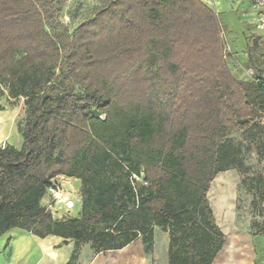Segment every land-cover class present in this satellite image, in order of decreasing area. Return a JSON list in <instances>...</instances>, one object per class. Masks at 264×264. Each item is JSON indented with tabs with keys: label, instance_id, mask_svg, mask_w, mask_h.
<instances>
[{
	"label": "trees",
	"instance_id": "1",
	"mask_svg": "<svg viewBox=\"0 0 264 264\" xmlns=\"http://www.w3.org/2000/svg\"><path fill=\"white\" fill-rule=\"evenodd\" d=\"M222 32L204 0H110L74 29L57 0H0V95L24 106L22 147H0V236L19 227L97 253L141 236L151 252L161 226L168 264H214L219 173L238 170L264 216V174L244 157L264 159V69L248 46L256 77L239 80ZM174 87L166 107L161 89ZM61 176L81 181L84 215L58 220L42 205Z\"/></svg>",
	"mask_w": 264,
	"mask_h": 264
},
{
	"label": "crops",
	"instance_id": "2",
	"mask_svg": "<svg viewBox=\"0 0 264 264\" xmlns=\"http://www.w3.org/2000/svg\"><path fill=\"white\" fill-rule=\"evenodd\" d=\"M224 34L231 56L249 59L248 46H251L253 34H243L245 39L243 44L239 43L238 37L229 38L226 31ZM14 101L8 95H0V147L9 144L21 148L24 143L18 129V121L24 115L23 100L20 103ZM62 177L64 176L59 178ZM77 181L81 183L77 178H66L62 183L66 190L70 191L76 186ZM51 198L52 195L47 192L42 199V205L48 207L55 219H66L59 214L56 216V209L50 205ZM73 200L76 204V199ZM153 230L151 252L146 251L140 236L118 250L97 253L91 243H81L78 246L73 239L66 240L56 235L41 238L19 227L13 228L0 236V264H68L77 248L73 264H168L170 233L161 226H154ZM236 234L237 236L232 239ZM225 241L214 264H264V233L250 236L244 230L232 231Z\"/></svg>",
	"mask_w": 264,
	"mask_h": 264
},
{
	"label": "rangeland",
	"instance_id": "3",
	"mask_svg": "<svg viewBox=\"0 0 264 264\" xmlns=\"http://www.w3.org/2000/svg\"><path fill=\"white\" fill-rule=\"evenodd\" d=\"M204 1L219 15L221 28H223L222 38L225 43L224 56L229 65L231 64L235 76L239 80L254 79L256 77V72L254 67L248 64V57L241 58L231 56L228 50V42L224 34V31H226L227 37H238L239 43L243 44L245 43L243 34L259 33L251 36V50L259 56V60H256V65L264 69V33L257 31L253 24L256 12L251 8V0ZM57 2L61 7V19H63L64 23L68 25L70 29H74L81 25L82 22L94 17L96 11L109 4L110 0H57ZM253 30L256 31L252 33ZM181 91L180 88L176 87L170 89L163 88L159 95V101H161L164 106L170 107L172 98L169 97L168 94H176ZM14 102L20 103L21 101L16 100ZM227 139L239 142L242 140V133L234 131L228 135ZM244 155L246 164L252 169L251 174H258L259 172L264 174V159H260L255 150L246 151ZM66 178L67 177L59 178L52 186L55 184V186L64 193V198H75L77 206H75L73 210L67 212L65 204H56L53 196L50 200V205L56 209V216H58V214L65 218L82 216L85 213L82 204V184L77 181L76 186L68 191L62 183V180L64 182ZM241 179V174L235 168L226 172H221L212 182L211 189L208 193V199H210L213 211L217 217V223L222 228L226 237L232 233V231L237 230H244L252 236L254 231L251 226L252 223L255 220L264 222V216L261 214L260 209L255 207L252 203L254 199L253 193L241 187ZM220 204H222V206ZM131 205H134L133 202ZM236 236L237 234L233 236L232 239Z\"/></svg>",
	"mask_w": 264,
	"mask_h": 264
},
{
	"label": "built area",
	"instance_id": "4",
	"mask_svg": "<svg viewBox=\"0 0 264 264\" xmlns=\"http://www.w3.org/2000/svg\"><path fill=\"white\" fill-rule=\"evenodd\" d=\"M251 8L254 10V26L257 31L264 33V0H251ZM137 177V176H135ZM138 178V177H137ZM48 192L53 196L57 203H63L66 206L67 212L73 210L76 206L75 200L69 197L64 198V193L59 190L55 184L48 188ZM60 194H63L62 196Z\"/></svg>",
	"mask_w": 264,
	"mask_h": 264
},
{
	"label": "bare ground",
	"instance_id": "5",
	"mask_svg": "<svg viewBox=\"0 0 264 264\" xmlns=\"http://www.w3.org/2000/svg\"><path fill=\"white\" fill-rule=\"evenodd\" d=\"M222 187V186H221ZM61 196L63 195V194H60ZM221 200V199H220ZM225 202V201H224ZM223 204H225V203H223ZM221 206H222V204H220ZM218 206V205H217ZM217 206H216V208H217ZM220 209V208H219ZM221 211V210H220ZM227 212V211H226Z\"/></svg>",
	"mask_w": 264,
	"mask_h": 264
}]
</instances>
